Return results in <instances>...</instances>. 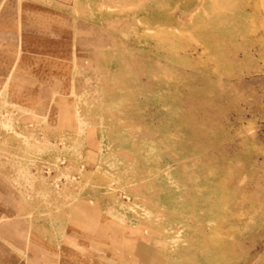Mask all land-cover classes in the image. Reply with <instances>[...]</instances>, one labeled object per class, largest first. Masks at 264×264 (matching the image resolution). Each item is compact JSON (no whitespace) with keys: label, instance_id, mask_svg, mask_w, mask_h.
<instances>
[{"label":"rangeland","instance_id":"rangeland-1","mask_svg":"<svg viewBox=\"0 0 264 264\" xmlns=\"http://www.w3.org/2000/svg\"><path fill=\"white\" fill-rule=\"evenodd\" d=\"M0 264H264V0H0Z\"/></svg>","mask_w":264,"mask_h":264}]
</instances>
